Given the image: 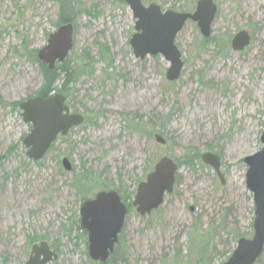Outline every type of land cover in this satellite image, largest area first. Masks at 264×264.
Listing matches in <instances>:
<instances>
[{
  "label": "rangeland",
  "instance_id": "374dc122",
  "mask_svg": "<svg viewBox=\"0 0 264 264\" xmlns=\"http://www.w3.org/2000/svg\"><path fill=\"white\" fill-rule=\"evenodd\" d=\"M142 1L177 13H193L197 5ZM215 5L209 39L194 22L178 35L185 67L171 83L163 57L135 58L129 44L135 19L123 0H0V264H26L32 238L55 247L59 259L51 264H95L76 228L80 198L92 199L106 185L133 202L161 158L191 162L195 152L200 160L182 165L157 212L141 217L129 209L113 263L224 264L240 238H253L244 159L263 148L264 0ZM65 17L74 21L67 60L77 75L64 96L71 113L88 121L34 162L23 144L31 126L13 105L42 86L35 56ZM241 31L252 41L234 52L232 40ZM87 57L90 67L80 74ZM207 152L221 157L224 184L202 162ZM82 177L87 181L80 184ZM257 264H264V254Z\"/></svg>",
  "mask_w": 264,
  "mask_h": 264
},
{
  "label": "water",
  "instance_id": "95a60500",
  "mask_svg": "<svg viewBox=\"0 0 264 264\" xmlns=\"http://www.w3.org/2000/svg\"><path fill=\"white\" fill-rule=\"evenodd\" d=\"M135 19V34L130 39V47L137 60L161 56L170 65L167 80L178 82L185 67L183 54L176 44L177 36L188 22L197 24L205 39L211 37L212 25L217 16L215 0H199L193 13L164 11L160 5H144L141 0H125ZM249 32L241 31L232 40V50L241 52L250 46ZM74 48V26L65 24L53 32L47 44L38 51V59L50 70L64 64ZM22 118L31 130L24 138L28 157L40 162L60 136L85 123L81 114H72L67 98L55 94L47 98L34 97L19 105ZM161 145L166 141L156 134ZM263 148L244 159L247 165L246 186L252 194L255 219L252 239L241 238L229 260L224 264H256L264 254V133L261 136ZM201 160L212 167L220 177L221 157L214 153H204ZM64 169L72 171L68 158L62 160ZM179 165L169 157L161 158L154 170L138 185L132 206L141 216H149L158 211L165 198L174 192ZM129 209L116 190L101 191L93 199L84 201L80 208V225L87 234L88 255L94 263L107 264L122 234ZM59 259L48 242L33 245L26 264H51Z\"/></svg>",
  "mask_w": 264,
  "mask_h": 264
},
{
  "label": "trees",
  "instance_id": "16d2710c",
  "mask_svg": "<svg viewBox=\"0 0 264 264\" xmlns=\"http://www.w3.org/2000/svg\"><path fill=\"white\" fill-rule=\"evenodd\" d=\"M123 1L125 2V0H123ZM198 1L199 0H197V2ZM66 5H68V4H65V6ZM69 23H72L74 25L73 18L71 20L70 17H65V18H63V19L60 20V22L57 24L56 28L58 29L59 27L65 25V24H69ZM207 42H209V41H207ZM207 42L205 41V43H207ZM35 61L38 63V65H39V67H40V69L42 71V75H43V83H42V86L40 87L39 91L36 93L35 97L47 98V97L52 96V95H55V94H62V95H66V96L69 97V93H70L69 85L72 84L73 81H75V77L77 75L76 74L77 72L75 70H72V68L69 66V61L67 60L64 64H58L54 70H50L47 66H44L39 61V59H37L36 56H35ZM90 64H91L90 59L87 57V63H85V65L84 64L81 65V68L79 69V72L82 71L80 74H83L84 71H85V69L88 68V67H90ZM80 74H78V75H80ZM182 75H183V73H182ZM13 107L16 108V109L20 108L19 107V104H14ZM87 121L88 120H85V123ZM159 133H161V132H159ZM55 144H56V142L52 145V147H51L50 150H52L55 147ZM50 150H49V152H50ZM197 160H200V155H199L198 152H195L194 157L192 158V161L191 162H190V160H188V161L176 160V162L178 163L179 169H180L183 164H185V163L193 164ZM82 178L83 179L80 181V184L81 183H84L85 181H87L86 178H84V177H82ZM176 181H177V178H176ZM82 188L85 189V186L82 185ZM100 190L101 191H107L108 189H107V186L106 185H103V187L100 186ZM116 191L119 192V194L122 197L123 202L127 205V207L129 209H132L133 207H132V202H131L130 196H125V193L122 192V189L121 188L116 189ZM79 194L82 195L83 193L80 191ZM88 199H86V198L84 199V197H81L80 198L81 205H82V203L84 201H86ZM76 228L80 232L81 236L85 239V243L88 246V242L86 241L87 234L81 228V225H80V217L77 218V220H76ZM37 241L38 240L36 238H32L31 241H30V243L33 246ZM114 258H115V254L113 253L111 255V258L109 259V261H108L107 264H116V263H113ZM95 264H101V263H95Z\"/></svg>",
  "mask_w": 264,
  "mask_h": 264
}]
</instances>
